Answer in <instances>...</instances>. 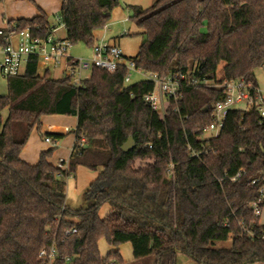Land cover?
Segmentation results:
<instances>
[{
    "label": "trees",
    "instance_id": "1",
    "mask_svg": "<svg viewBox=\"0 0 264 264\" xmlns=\"http://www.w3.org/2000/svg\"><path fill=\"white\" fill-rule=\"evenodd\" d=\"M118 7L120 0H62L66 39L92 48ZM130 8L145 38L136 66L160 77L182 73L195 84L163 117L143 101L153 83L125 84L123 66L94 68L82 88L39 75L34 58L24 75L8 78V95L0 97V264H44L39 254L53 246V264H123L118 251L102 257L103 239L113 249L130 244L134 260L155 264H177L179 254L196 264H264V226L252 208L264 189V116L257 106L231 109L221 132L202 139L226 97L220 86L259 88L264 0H155ZM8 25L41 36L51 27L42 11ZM48 116L77 118L65 170L51 162L55 149L36 165L21 159ZM130 139L135 146L124 153ZM79 167L98 176L83 195L86 207L72 210L67 180Z\"/></svg>",
    "mask_w": 264,
    "mask_h": 264
},
{
    "label": "built area",
    "instance_id": "2",
    "mask_svg": "<svg viewBox=\"0 0 264 264\" xmlns=\"http://www.w3.org/2000/svg\"><path fill=\"white\" fill-rule=\"evenodd\" d=\"M56 21L57 25L50 27L43 36L32 32L29 28L18 31L15 25L0 28V54L2 56L0 71L4 78L24 75L26 65L34 58L37 60V66L44 69L45 72L61 70L63 78L70 79L74 87L82 88L94 68L114 73L123 66L126 69L125 84H130L135 75L153 83V91L145 95L143 101L151 110L163 117L167 113L169 104L177 103L181 99L182 89L195 84L182 73L166 77L146 73L136 66L133 59L125 58L123 50L119 46L104 42H96L91 48L93 54L91 59L74 58L71 55L73 45L67 39L56 36L58 30L65 29L64 21L59 14L56 15ZM262 70L264 71V63ZM204 84L208 85V83ZM220 87L226 90V97L214 106L212 123L205 130V134L217 133L218 135L224 128L229 111L238 104H245L246 112H250L257 106L261 115L264 116V90L253 88L243 81L224 83ZM46 142L51 143L52 140L47 138ZM86 143V139L82 138L80 146L83 147ZM67 165L68 162L63 160L57 164L63 170L67 169ZM170 176L174 178L173 173ZM236 178H239V175ZM260 179L264 182V176ZM260 179L255 180L253 184ZM262 200H264V189L261 190V199L252 204L256 217L261 216L260 204ZM76 233L77 230L73 229L66 232V235ZM56 256L57 250L54 246L49 250H42L39 254V258L43 260L44 264H53Z\"/></svg>",
    "mask_w": 264,
    "mask_h": 264
},
{
    "label": "crops",
    "instance_id": "3",
    "mask_svg": "<svg viewBox=\"0 0 264 264\" xmlns=\"http://www.w3.org/2000/svg\"><path fill=\"white\" fill-rule=\"evenodd\" d=\"M1 1L2 0H0V2ZM29 1H31V4H29V7H25L26 10H23V8H19V10L14 11L13 14L10 13L8 17H6V19L5 17L2 18L0 20V28L5 27L4 26L5 22L9 23L10 21H17L21 19L31 20L39 16L41 11L48 17L50 26L51 27L55 26L52 19L54 18L55 15H58L60 13V10L62 8V0H29ZM5 2H6V5L10 4L12 6L21 7L20 4L23 1L22 0H5ZM134 6L139 7V5H134ZM134 6H131V7H134ZM132 15L133 13H130V12L125 13L120 7L118 9H115L112 14V19L110 23L106 26V28L102 31L96 32L95 34L96 42H104L107 44L119 46L123 50L125 58L127 59L135 58L145 38L143 36V32L137 27L136 23H134L130 19ZM128 23H131L132 26L130 27V29L127 30L126 25ZM132 30L133 32L139 31L140 33L138 35H141V41L137 45L136 48L130 42L133 40L129 39ZM56 36L61 39H66L65 29L58 30L56 32ZM92 55L93 54L91 52V54H88L84 58L91 59ZM39 69L42 70V73L39 74L38 72V74L41 76L44 75L45 73L44 69L38 67V71ZM49 74H50V71H49ZM66 117L68 116L45 117L42 120V126L40 130L39 131L34 130L32 132L30 139L21 154V159L30 165H36L39 162V159L42 153L47 152L51 149H55L51 162L54 165H57L60 160L68 162L73 152V148L76 142L74 131L76 130V127H77V118L72 117L73 122L71 123V122H67ZM48 135H59V136H62L63 138L60 140H56V141L52 140L51 143H47L46 139L48 138ZM62 156H64L65 159H62ZM95 173H96V178H97L98 173L97 172ZM66 206L72 209L67 204V200H66ZM85 207H86V201L84 200V197H83V203L81 204V206L78 209H72V210L84 209ZM263 210H264V207H263ZM108 212H109V208L107 207V210L105 211V213L103 215L100 214L101 218H104ZM261 216H262V212H261ZM260 224L264 226V223H262L261 220H260ZM131 250H132V247H131ZM116 251L119 252L120 257L122 259L121 248L119 249L110 248L108 254L111 252H116ZM132 256H133V252H132ZM131 264H155V262H152L150 258L136 261L134 260V257H133V262H131ZM177 264H196V263L193 260L179 254L177 256Z\"/></svg>",
    "mask_w": 264,
    "mask_h": 264
},
{
    "label": "rangeland",
    "instance_id": "4",
    "mask_svg": "<svg viewBox=\"0 0 264 264\" xmlns=\"http://www.w3.org/2000/svg\"><path fill=\"white\" fill-rule=\"evenodd\" d=\"M22 1L23 2H21V4H20L21 7H19V6L16 7V6H12L10 4L6 5L7 1L5 2V0H2L0 2V20L4 17L6 19V17H8V15L10 13L13 14L14 11L19 10V8H23V10H26L25 7H29V4H31V1H29V0H22ZM154 1L155 0H120V8L125 13L126 12L127 13L128 12L133 13L131 8H130L131 6L139 5V7H142L143 9H147L153 5ZM52 21H53L54 25H57L56 15L54 16ZM7 23L8 22H5L4 26H7L8 25ZM131 26H132V24L128 23L126 25L127 30L130 29ZM139 33H140L139 31L133 32V30H132L130 38H129L130 40H133L130 42H131V44L134 45L135 48L137 47V45L141 41V35H138ZM91 52H92L91 48H88L82 44L75 45L71 51L72 56L74 58H84L88 54H91ZM1 61H2V56H0V62ZM220 69H222V66L220 67ZM38 72H39V74H41L42 70L39 69ZM220 76L221 75H219V78H220ZM50 78L52 80H59V79L63 78L62 71L61 70H51L50 71ZM256 79L258 82L259 89L264 90V71L263 70H258L256 72ZM141 80H142L141 77L135 75V76H133L132 81L129 85H133L135 83H138ZM6 95H8L7 79L2 76L1 71H0V97L6 96ZM233 109L245 111L246 105L245 104H238V105L234 106ZM2 117H3L4 121L7 119L8 110H5L2 113ZM66 120H67V122H71V123L73 122L72 117H66ZM211 136H217V133H206L202 139H208ZM62 159H65L64 156H62ZM95 178H96L95 172H93V171H91L85 167H79V168H77L76 173L67 180V204L72 209H78L81 206V204L83 203L84 192L88 188L89 184ZM106 210H107V207H104L101 210L100 214L103 215ZM261 222L264 223V210L262 211ZM228 246H229V244L219 245V247H228ZM120 248H121V256L123 259V264H131V262H133L131 245L125 244V245H122ZM109 249L110 248H109V245L106 242V240L103 239L99 242V250H100L101 255L104 258H106L108 256ZM150 260L152 262H155V260L153 258H150Z\"/></svg>",
    "mask_w": 264,
    "mask_h": 264
},
{
    "label": "water",
    "instance_id": "5",
    "mask_svg": "<svg viewBox=\"0 0 264 264\" xmlns=\"http://www.w3.org/2000/svg\"><path fill=\"white\" fill-rule=\"evenodd\" d=\"M134 146H135V142L132 140V139H130L123 147H122V151L124 152V153H127V152H129L130 150H132L133 148H134Z\"/></svg>",
    "mask_w": 264,
    "mask_h": 264
}]
</instances>
